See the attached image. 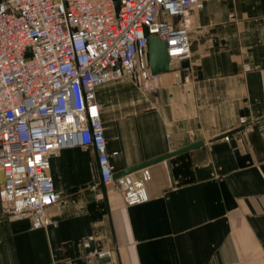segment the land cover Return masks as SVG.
Wrapping results in <instances>:
<instances>
[{
    "label": "crops",
    "instance_id": "1",
    "mask_svg": "<svg viewBox=\"0 0 264 264\" xmlns=\"http://www.w3.org/2000/svg\"><path fill=\"white\" fill-rule=\"evenodd\" d=\"M200 1L187 71L156 74L144 92L120 77L95 99L114 172L202 144L169 159L170 178L164 161L146 166L148 199L133 205L111 185L102 194L90 146L58 150L48 174L62 200L45 226L0 203V264H96L99 249L109 264H264V131L229 133L264 116V0Z\"/></svg>",
    "mask_w": 264,
    "mask_h": 264
},
{
    "label": "built area",
    "instance_id": "2",
    "mask_svg": "<svg viewBox=\"0 0 264 264\" xmlns=\"http://www.w3.org/2000/svg\"><path fill=\"white\" fill-rule=\"evenodd\" d=\"M116 1L117 10L113 0H0V203L31 228L45 226V209L62 200L48 168L66 147L90 146L99 182L125 205L148 199L147 167L112 178L109 157L117 152L106 150L95 88L127 77L138 90H152L147 36L164 42L175 77L187 71L181 62L191 58L189 17L202 3ZM238 125L236 132H262L264 116H240ZM110 253L93 252L96 260Z\"/></svg>",
    "mask_w": 264,
    "mask_h": 264
},
{
    "label": "water",
    "instance_id": "3",
    "mask_svg": "<svg viewBox=\"0 0 264 264\" xmlns=\"http://www.w3.org/2000/svg\"><path fill=\"white\" fill-rule=\"evenodd\" d=\"M113 2H114L113 4H114L115 10H117V1L113 0ZM146 46H147V59H148L150 72L154 75L167 72L169 70V67H168V57L166 55V49H165L164 42L159 40L156 36H147ZM181 66H183V67L187 66V62L186 61L181 62ZM238 130H240V128H237V129H235L229 133H233V132H236ZM222 136H224V135H220L217 138L222 137ZM201 144H202V141H195V142H192V143L187 144L185 146H182L180 148H177L175 150L168 151V152L161 154L159 156H156L154 158H151V159L145 160L143 162L128 166L122 170L113 172L112 178H116V177L121 176L123 174L133 172L139 168L146 167V166H148L152 163L158 162V161H164L166 168H167L168 176L170 178L169 159L174 155H177L179 153L193 149V148H195ZM1 181H2V173L0 171V183H1ZM97 186L101 190L102 194L104 195V192H105L104 186L100 182L97 184ZM86 251L87 252L93 251L91 239H88V241H87ZM96 264H102V263L100 260H97Z\"/></svg>",
    "mask_w": 264,
    "mask_h": 264
}]
</instances>
